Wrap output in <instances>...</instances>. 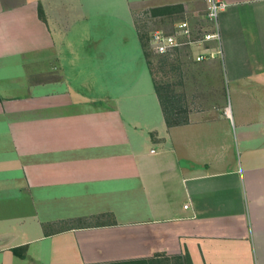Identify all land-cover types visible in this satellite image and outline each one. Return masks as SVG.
<instances>
[{"label": "crops", "instance_id": "1", "mask_svg": "<svg viewBox=\"0 0 264 264\" xmlns=\"http://www.w3.org/2000/svg\"><path fill=\"white\" fill-rule=\"evenodd\" d=\"M221 1L166 126L136 17L203 0H0V264H264V0Z\"/></svg>", "mask_w": 264, "mask_h": 264}, {"label": "rangeland", "instance_id": "2", "mask_svg": "<svg viewBox=\"0 0 264 264\" xmlns=\"http://www.w3.org/2000/svg\"><path fill=\"white\" fill-rule=\"evenodd\" d=\"M183 16L167 14L160 18H150L147 15L136 17V26L141 38L142 51L148 69L152 76L153 84L158 88L163 101L171 112H176L177 120H183L190 111L205 107V103L211 95L208 88L203 86H190L194 83L190 79L193 72L185 61L175 57L160 58L152 54L148 47V36L152 31L159 29L169 30ZM194 25H200L201 20L194 18ZM180 55L185 56L186 50H181ZM189 61V60H188ZM17 75V74H14ZM197 87V88H196ZM174 109V110H172ZM140 264H187L183 257L164 258L159 257L149 262Z\"/></svg>", "mask_w": 264, "mask_h": 264}, {"label": "built area", "instance_id": "3", "mask_svg": "<svg viewBox=\"0 0 264 264\" xmlns=\"http://www.w3.org/2000/svg\"><path fill=\"white\" fill-rule=\"evenodd\" d=\"M204 12L201 24L194 25L187 19L178 22L169 30H155L148 36V47L157 57H171L181 50L194 52V60L202 61L206 57L220 56L217 16L225 10L226 4L221 0H203ZM215 44L213 51L205 46ZM227 115V109L224 110Z\"/></svg>", "mask_w": 264, "mask_h": 264}, {"label": "trees", "instance_id": "4", "mask_svg": "<svg viewBox=\"0 0 264 264\" xmlns=\"http://www.w3.org/2000/svg\"><path fill=\"white\" fill-rule=\"evenodd\" d=\"M176 7H164V8H159V9H153L150 11V15L151 16H157V15H166V14H170L174 11ZM38 16L41 18L42 15H41V12L40 10L38 9ZM154 90H155V93H156V96L158 98V101H159V104H160V108H161V111H162V115L164 117V121H165V124L166 126H176V125H179V124H184L186 122L185 119L183 120H177L176 116V112H171L168 110L165 102L163 101V98L161 97L160 93H159V90L158 88H156L154 86ZM174 110V109H172ZM11 252L13 253L14 256L18 257V258H22L23 257V250L21 248H18V249H12ZM186 261L187 264H189V259L188 257L185 255L183 257Z\"/></svg>", "mask_w": 264, "mask_h": 264}]
</instances>
